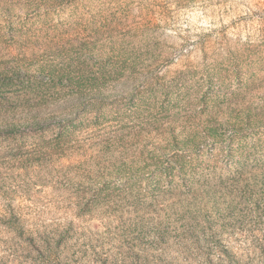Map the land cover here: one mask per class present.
Instances as JSON below:
<instances>
[{
  "label": "rangeland",
  "instance_id": "rangeland-1",
  "mask_svg": "<svg viewBox=\"0 0 264 264\" xmlns=\"http://www.w3.org/2000/svg\"><path fill=\"white\" fill-rule=\"evenodd\" d=\"M0 264H264V0H0Z\"/></svg>",
  "mask_w": 264,
  "mask_h": 264
}]
</instances>
